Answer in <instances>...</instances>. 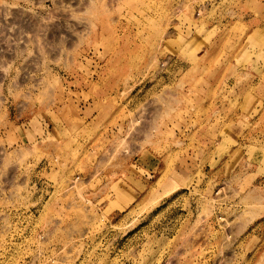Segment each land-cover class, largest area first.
I'll use <instances>...</instances> for the list:
<instances>
[{
    "label": "rangeland",
    "instance_id": "374dc122",
    "mask_svg": "<svg viewBox=\"0 0 264 264\" xmlns=\"http://www.w3.org/2000/svg\"><path fill=\"white\" fill-rule=\"evenodd\" d=\"M0 264H264V0H0Z\"/></svg>",
    "mask_w": 264,
    "mask_h": 264
}]
</instances>
